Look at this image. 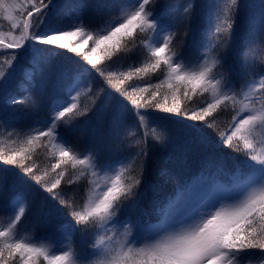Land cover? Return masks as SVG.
I'll list each match as a JSON object with an SVG mask.
<instances>
[{
  "label": "snow or ice",
  "instance_id": "snow-or-ice-1",
  "mask_svg": "<svg viewBox=\"0 0 264 264\" xmlns=\"http://www.w3.org/2000/svg\"><path fill=\"white\" fill-rule=\"evenodd\" d=\"M253 7L0 0V264H264Z\"/></svg>",
  "mask_w": 264,
  "mask_h": 264
},
{
  "label": "trees",
  "instance_id": "trees-1",
  "mask_svg": "<svg viewBox=\"0 0 264 264\" xmlns=\"http://www.w3.org/2000/svg\"><path fill=\"white\" fill-rule=\"evenodd\" d=\"M165 3H176L179 2V0H164ZM254 4H258L257 10H253V9H248V12L245 16L241 17V27L244 29H247L249 26V17H255L256 22H259V18H260V12H261V8H260V3L261 0H253ZM218 3L220 4V6L222 8H226L227 6L231 5V4H226V2L218 0ZM9 31V27H4L3 28V32L4 33H8ZM181 35H183L181 33ZM254 52L252 53L253 56L255 57H259L260 55H264V52H261L260 47L258 45L254 46ZM114 70H120V66L116 65ZM162 99V98H161ZM170 102V101H169ZM227 117L222 116L220 118V120L218 121V123L223 126L224 123L226 122ZM262 136H264V130H258L257 131V140H259ZM3 147V144H0V148ZM260 145L258 144V149H259ZM164 153H161V155H163ZM38 163L41 164V166L43 167L44 165V158L41 157V159L38 161ZM155 167V165H154ZM171 191V185H166V186H162L159 190V194L161 196L166 195L167 193H169ZM9 208L5 207L3 210H7ZM1 210V211H3ZM21 229H26V231H28L31 236L34 237V239L36 240H45V241H49V242H54L57 241L60 238V234L59 233H54V234H44L42 232H38L37 229L33 226V224L31 223L30 220H24L21 223H19L17 225L16 230H21ZM41 264H44L43 259L41 258Z\"/></svg>",
  "mask_w": 264,
  "mask_h": 264
},
{
  "label": "rangeland",
  "instance_id": "rangeland-1",
  "mask_svg": "<svg viewBox=\"0 0 264 264\" xmlns=\"http://www.w3.org/2000/svg\"><path fill=\"white\" fill-rule=\"evenodd\" d=\"M221 1L226 2V4H228V3L231 4V0H221ZM238 2H239V0H238ZM246 2L249 3V4L255 5V7L250 8V10L251 9L257 10L258 4L257 5L254 4L253 0H246ZM4 27H9V26H8L7 22H5L2 19H0V35H7L8 34V33H4L3 32V28ZM8 211H9V208L7 210H3V211L0 210V226H5L7 224L8 219H9ZM16 234H17V236L19 238H22L25 241L33 242V243H36L37 245L42 244L45 247L49 248L50 250L55 249L58 246L59 240L62 238L60 236V238L57 241H54V242H49V241L40 240V239L39 240H36V239H34L33 236H31V234L28 231H26V229L16 230ZM119 239L122 240L123 237H121ZM68 243L70 244L71 241H69Z\"/></svg>",
  "mask_w": 264,
  "mask_h": 264
}]
</instances>
